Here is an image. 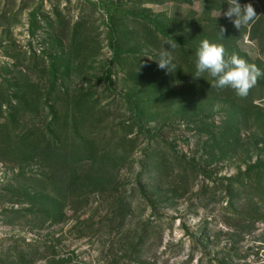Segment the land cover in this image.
I'll list each match as a JSON object with an SVG mask.
<instances>
[{
  "label": "rangeland",
  "instance_id": "obj_1",
  "mask_svg": "<svg viewBox=\"0 0 264 264\" xmlns=\"http://www.w3.org/2000/svg\"><path fill=\"white\" fill-rule=\"evenodd\" d=\"M239 3L0 0V264H264V77H195L205 39L264 70Z\"/></svg>",
  "mask_w": 264,
  "mask_h": 264
},
{
  "label": "clouds",
  "instance_id": "obj_2",
  "mask_svg": "<svg viewBox=\"0 0 264 264\" xmlns=\"http://www.w3.org/2000/svg\"><path fill=\"white\" fill-rule=\"evenodd\" d=\"M227 3L229 6L223 15L233 23L236 29L240 30L242 27L248 26L259 16L252 3L241 5L239 0H227ZM226 30V27H220L219 33L222 37ZM196 56L195 77L199 78L201 74L208 73L215 78L212 87L231 88L240 98H246L259 79L264 77V70L256 64L249 63L236 54L228 56L222 44L210 42L207 39L201 42ZM157 61L158 67L168 72L176 67L168 50H163Z\"/></svg>",
  "mask_w": 264,
  "mask_h": 264
},
{
  "label": "trees",
  "instance_id": "obj_3",
  "mask_svg": "<svg viewBox=\"0 0 264 264\" xmlns=\"http://www.w3.org/2000/svg\"><path fill=\"white\" fill-rule=\"evenodd\" d=\"M230 49L234 50L233 53L237 52L236 54H239L240 57H242V58L247 56L245 53L240 52L239 49L237 47H235V46H233V47L231 46Z\"/></svg>",
  "mask_w": 264,
  "mask_h": 264
}]
</instances>
